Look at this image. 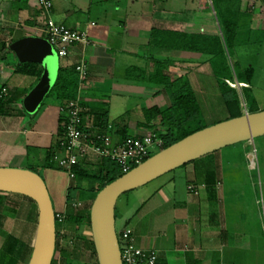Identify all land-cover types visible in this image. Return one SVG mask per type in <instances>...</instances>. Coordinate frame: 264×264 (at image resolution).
<instances>
[{
	"label": "crops",
	"instance_id": "1",
	"mask_svg": "<svg viewBox=\"0 0 264 264\" xmlns=\"http://www.w3.org/2000/svg\"><path fill=\"white\" fill-rule=\"evenodd\" d=\"M50 2V16L55 23L73 31H85L90 41L84 49L88 75L79 96L83 127L92 133L97 131L99 115L106 113L113 142L118 143L117 131L122 126H126L130 136L142 135L153 130L143 125L144 111L169 106L161 87L144 79L128 78L130 67L151 74L153 58L172 60L169 74L186 75L197 100L207 88L206 79L213 78L211 71L210 76L206 73L209 65L205 57L194 59L198 61L194 71L184 70L179 75L175 72L176 57L184 62L179 65L182 67L192 62L188 54L161 52L147 45L152 29L186 31L177 29V15L174 9H169L174 8L170 0ZM39 15L34 0H0V47L5 44L7 49H0V88L11 94L18 92L9 107L11 114L0 116V168L25 169L27 163L43 160L46 150L55 142L61 114L59 102H42L31 116L21 113L25 91L29 92L38 80L14 73L17 60L8 50L11 40L37 36ZM182 22L183 28L191 25L189 21ZM252 25L254 30L262 29ZM81 51V47L69 49L67 58L59 59L57 67H73ZM201 68L205 69L204 74ZM234 84L237 92L248 87L236 80ZM240 106L242 114L243 108L247 111L246 106ZM27 115L29 118H25ZM150 124L157 125V120ZM27 148L33 149L29 161ZM89 155L80 164L88 168L98 165L100 159ZM222 162L223 156L219 154L207 155L155 180L152 192L136 200L132 210L117 211L121 231L129 229L137 248L154 252L155 264H264V215L259 207L260 200L264 205V178L259 170L255 175L247 165L246 182L241 187L237 169L228 165L224 170ZM44 172L56 206L54 213L63 214L66 191L72 182L62 171L44 169ZM4 214L1 212L0 216ZM7 236L20 241L0 225V264H11L12 257L4 247Z\"/></svg>",
	"mask_w": 264,
	"mask_h": 264
},
{
	"label": "trees",
	"instance_id": "2",
	"mask_svg": "<svg viewBox=\"0 0 264 264\" xmlns=\"http://www.w3.org/2000/svg\"><path fill=\"white\" fill-rule=\"evenodd\" d=\"M209 1L210 5L206 4L205 10L213 12L214 19L218 27L217 34L209 35L199 32L152 29L149 34L147 45L161 52H177L181 54L205 57L212 77L216 82L223 105L229 115L227 118L228 120L240 117L242 113L240 96L237 90L228 86L226 81L234 83V81H232L234 76V79L239 84L247 85L248 87L240 89L241 98H243L245 96L244 91H248L249 89L253 74L251 68L241 71L239 64L232 61L231 52L237 46L251 43L252 35L257 32V30L251 28L254 13L242 8L241 3L243 0ZM257 1L264 11V0ZM14 41L16 40H11L8 44L10 45ZM0 49H6L5 44H1ZM173 63L174 62L172 60L165 58H153V71L151 74H146L144 70L136 67H130L127 70L128 78L137 81L144 79L154 86L161 87L169 99L170 104L166 108H152L144 111L145 121L143 125H147L149 129H153L152 132L155 133L163 143L162 149H165L183 138L207 127L203 119L200 105L187 76L181 75L178 77H172L169 74V67L172 66ZM14 73L22 76L34 77L38 80L42 73V69L36 64H20L16 62L14 65ZM77 88L78 78L74 71V67L59 68L54 84L47 97L51 96V98L58 101L60 109L63 110L66 102L76 98ZM3 89L5 88H0V116L11 114L12 110L10 111L9 107L15 102V96L17 97L18 94V92L12 94L6 92L3 94ZM243 99H245V97ZM243 103L245 104L244 101ZM246 109L249 114L259 111L257 106L254 104L246 106ZM21 113L26 115L22 108ZM106 118V113L99 115L97 131L94 132L95 134L106 135L111 133L110 130L107 129ZM155 120H157V125L150 124ZM64 122L65 114L63 111L59 116L57 134L53 146L46 150L43 160L39 161L38 164H31V162H29L25 166V169L34 173H36L34 171L35 168L62 171L61 168H59L57 164L52 161V159L54 156L64 154L62 147ZM158 128L161 130H158ZM83 130L87 134L92 133L84 127ZM117 134L120 136L118 143L131 137L126 132V126H122L117 131ZM91 141L92 139L88 142V144H93ZM31 152H33V149L27 148L28 161L30 160ZM217 153L218 151L212 154ZM152 155L153 153L150 157ZM196 161L197 160L191 163ZM185 166L186 165L180 168H184ZM91 168L94 169L91 170ZM71 171L74 174V179L71 180L72 185L68 187L65 195L66 221L73 224L77 229H79L82 225H86L90 231L89 209L93 199L102 188L120 178L123 174L121 173L119 166L108 158L100 159L98 165L90 168L85 165L78 164L74 166ZM82 182H84L86 186H82ZM0 195H5V193H0ZM77 199L90 204H87V207L83 209V212L73 213L72 205L75 201H77ZM2 211L3 209L0 208V212ZM116 213L117 211L115 207V218L117 215ZM80 239L87 243L88 248L91 249L94 256V262L86 264H97L91 236H82ZM56 245L57 241L55 242L54 255L56 252ZM22 246L23 245L19 243L18 240L8 236L6 237L4 247L5 251L9 252L12 257L10 261L11 264H13V262L15 264L17 261L22 260L23 257L21 256L24 254H22ZM26 253L27 259L25 260V264H27L31 250L25 249V254ZM64 262L66 264H74L68 257H64ZM53 263L52 259L51 264Z\"/></svg>",
	"mask_w": 264,
	"mask_h": 264
},
{
	"label": "water",
	"instance_id": "3",
	"mask_svg": "<svg viewBox=\"0 0 264 264\" xmlns=\"http://www.w3.org/2000/svg\"><path fill=\"white\" fill-rule=\"evenodd\" d=\"M20 64H36L42 73L22 99L28 115L39 109L50 92L56 75L51 45L43 38L27 36L9 45ZM264 137V110L228 119L197 131L162 149L120 178L102 188L89 209L90 235L97 264H122L115 232V207L124 194L146 186L162 176L206 155L239 143ZM0 193L25 197L34 202L37 222L27 264H51L56 242L55 213L42 178L27 169L0 168Z\"/></svg>",
	"mask_w": 264,
	"mask_h": 264
},
{
	"label": "rangeland",
	"instance_id": "4",
	"mask_svg": "<svg viewBox=\"0 0 264 264\" xmlns=\"http://www.w3.org/2000/svg\"><path fill=\"white\" fill-rule=\"evenodd\" d=\"M171 3H174V8L169 6L170 10L174 9L177 15V29L183 30L185 29L187 32H201L215 35L218 33L217 23L214 19V14L210 10H205L206 4L210 5L209 0H170ZM242 8L247 9L253 12L255 15L253 16L254 25L252 27H262L263 29H259L257 32L252 35V42L249 44H243L241 46L235 47L232 50V61L234 63L239 64V68L242 70H246L247 68H251L253 71L252 74V82L249 86L248 91H244L245 99L241 98L240 90L238 93L240 95L241 103L245 102L246 106L250 104H254L257 106L258 110H264V11L261 8V5L257 0H243L241 3ZM190 22L183 28V24L180 22ZM182 22V23H183ZM51 49L54 53L53 64L59 63V58L55 52V49L51 46ZM187 58H191L192 62L186 66H179L183 61L179 59L180 57L177 55L176 57V74L181 75L184 70L191 71L195 70L197 66H195L196 62L195 58H203L195 55H187ZM194 62V63H193ZM184 63V62H183ZM186 63V62H185ZM193 64V65H192ZM206 68V67H203ZM201 68V72H205ZM206 70V73L210 76V69ZM59 68L56 69L58 71ZM175 70V69H174ZM54 74L57 75V72L54 71ZM204 74V73H203ZM234 76H233V80ZM204 83V81H203ZM234 84L233 82H230ZM236 85V84H234ZM233 85V86H234ZM206 90L199 96L198 100L200 103V107L202 109V115L205 122V125L211 126L216 123L227 120L229 117L226 108L221 102L220 94L217 91V85L213 78L209 77L206 79ZM236 87V86H234ZM237 88V87H236ZM26 94L28 90L25 91ZM25 94V95H26ZM50 101H55L53 98L46 97L43 100V103L46 104ZM22 102V101H21ZM240 103V104H241ZM241 104V105H242ZM21 105V104H20ZM244 105V104H243ZM22 108V107H21ZM31 116V115H29ZM25 118H29L28 115ZM253 147L256 150V159L258 164V170L262 178H264V137H260L254 139L252 142L247 143H239L230 147H226L218 151L217 154L223 156V168L227 170L228 165L233 166L239 172L241 180V187L246 182V172L247 170V152L253 150ZM155 152H153L154 154ZM34 164H38L34 163ZM238 167V168H237ZM94 168H91V170ZM34 171L42 178L44 181L47 191L49 193L53 210L56 211V206L52 201V193L49 190V181L47 180L44 169L35 168ZM55 172H60L58 170H53ZM256 175L257 171L253 170ZM172 174V173H171ZM151 182L144 187L136 189L134 191L128 192L122 195L116 203V211H126L129 212L133 209L135 203L138 199H142L147 197L155 187L157 183ZM243 182V183H242ZM86 186V185H84ZM250 189L246 191L249 194ZM137 200V201H136ZM0 208L3 209L2 213L4 214L2 217L0 216V225L6 227L11 235L16 238H19V243L23 246L22 252V260L20 264H25V260L27 259V253L25 254V249L31 250L32 244L34 240L36 222H37V209L31 200L16 195H0ZM87 203L80 199H77L72 205L73 213L83 212V209L87 207ZM1 213V212H0ZM65 215V213H63ZM121 219L118 217L115 218V232L118 234L121 231ZM57 234V247L56 252L53 258V264H66L64 262V257H68L71 259V262L74 264H86L89 262H94V256L90 248H88L87 243L80 239V237H88L90 235V231L86 225H82L77 229L73 224L66 221V217L64 222L61 225H57L56 227ZM3 241V240H2ZM25 256V257H24ZM30 257V256H29ZM29 259V258H28Z\"/></svg>",
	"mask_w": 264,
	"mask_h": 264
},
{
	"label": "built area",
	"instance_id": "5",
	"mask_svg": "<svg viewBox=\"0 0 264 264\" xmlns=\"http://www.w3.org/2000/svg\"><path fill=\"white\" fill-rule=\"evenodd\" d=\"M34 6L40 12L36 21L35 33L38 37L45 39L55 49L59 59L67 58L68 50L71 48H82L79 61L73 65L78 78L76 98L66 102L63 110L60 109L65 114L62 143L64 154L54 156L52 161L61 168L70 180H73L72 168L80 164V161L88 160L89 154H93L98 159H110L119 166L121 173L125 174L147 160L153 152L162 150V141L152 131H147L139 136H131L119 143L113 142L112 133L99 135L84 132L79 92L88 75L84 59V49L90 44L88 35L85 31H73L55 23L50 16V0H34ZM226 83L230 88H236L229 81H226ZM6 92L5 89L2 90L3 94ZM243 111V113L247 112L245 108H243ZM91 139L93 144H88ZM256 158V150L253 147V150L247 153L246 160L249 169L258 171ZM190 188L188 187V189ZM259 207L263 216L264 205L261 200L259 201ZM64 219V214H55L56 227L61 225ZM116 237L122 264H155V253L137 248L134 245L129 229L119 232Z\"/></svg>",
	"mask_w": 264,
	"mask_h": 264
},
{
	"label": "bare ground",
	"instance_id": "6",
	"mask_svg": "<svg viewBox=\"0 0 264 264\" xmlns=\"http://www.w3.org/2000/svg\"><path fill=\"white\" fill-rule=\"evenodd\" d=\"M232 85H234V84H232Z\"/></svg>",
	"mask_w": 264,
	"mask_h": 264
},
{
	"label": "clouds",
	"instance_id": "7",
	"mask_svg": "<svg viewBox=\"0 0 264 264\" xmlns=\"http://www.w3.org/2000/svg\"><path fill=\"white\" fill-rule=\"evenodd\" d=\"M38 37V36H37ZM233 89V88H232Z\"/></svg>",
	"mask_w": 264,
	"mask_h": 264
}]
</instances>
